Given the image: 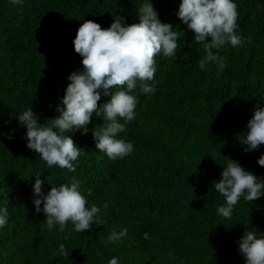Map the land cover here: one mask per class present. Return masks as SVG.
<instances>
[{
	"label": "trees",
	"instance_id": "trees-1",
	"mask_svg": "<svg viewBox=\"0 0 264 264\" xmlns=\"http://www.w3.org/2000/svg\"><path fill=\"white\" fill-rule=\"evenodd\" d=\"M140 2L0 0V206L9 212L0 227V264H107L112 256L120 264H244L238 238L245 229L264 232V195L241 198L224 218L213 182L229 158L264 178L257 163L264 143L245 151L242 142L254 108L264 106V0H236L243 42L213 49L226 58L223 71L214 62L199 67L205 49L176 15L180 0H152L161 21L179 32L177 55H156L154 93L133 90L137 116L118 133L134 143L127 156L110 159L96 148L92 130L103 121L95 115L86 132L69 133L84 150L75 172L47 166L26 146L16 115L29 106L39 122L59 115L68 75L83 68L73 44L80 24L108 27L115 15L139 22ZM107 99L102 94L98 105ZM37 174L45 192L76 176L87 201L99 206L101 223L82 232L70 221L64 231L48 230L33 204ZM122 227L128 232L120 242L106 240Z\"/></svg>",
	"mask_w": 264,
	"mask_h": 264
},
{
	"label": "clouds",
	"instance_id": "clouds-1",
	"mask_svg": "<svg viewBox=\"0 0 264 264\" xmlns=\"http://www.w3.org/2000/svg\"><path fill=\"white\" fill-rule=\"evenodd\" d=\"M12 3L22 5L24 0H12ZM237 8L236 0H180L176 15L181 23L194 30V41L202 43L205 49L198 61L201 69L214 62L217 70L223 71L227 66L226 58L213 49L219 50L228 43L242 44L243 38L236 31L239 28ZM136 9L139 22L125 23V17L115 15L108 27H101L91 19L80 24L73 44L74 50L82 56L83 68L68 75L64 95L56 105L59 115L39 122V114L30 106L16 115L26 128V146L38 152L47 166L58 165L75 172L78 157L84 150L69 133L77 129L86 132L93 115L103 121L92 130L98 150L110 159L123 158L133 152L134 143L118 135L137 116L138 97L133 90L138 88L147 94L156 91V55L175 57L179 37L171 22L161 21L152 0H141ZM102 94L109 99L98 105ZM242 142L246 145L245 151L257 149L264 143V106L254 108ZM257 163L264 166V153L257 157ZM35 177L33 204L37 213L44 212L48 230L58 225L59 230L64 231L70 221L75 231L82 232L92 228L94 220L101 223L99 206L87 201L76 176L68 183L51 185L47 192L43 190L40 174ZM213 182L224 197V202L217 205V214L224 218L232 217L233 208L241 198L254 201L264 195V178L230 158L222 167L220 178ZM8 217V208L0 206V227L7 223ZM127 232V227L119 231L113 229L106 240L118 243ZM237 243L244 264H264V232L245 229ZM59 251L69 256L64 243L59 244ZM107 264H120L119 258L112 256Z\"/></svg>",
	"mask_w": 264,
	"mask_h": 264
}]
</instances>
